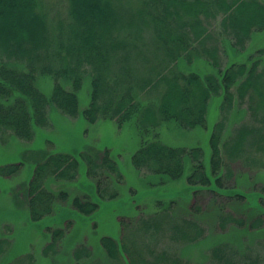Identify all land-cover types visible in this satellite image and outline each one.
Wrapping results in <instances>:
<instances>
[{
	"label": "trees",
	"instance_id": "trees-1",
	"mask_svg": "<svg viewBox=\"0 0 264 264\" xmlns=\"http://www.w3.org/2000/svg\"><path fill=\"white\" fill-rule=\"evenodd\" d=\"M58 4L66 8L67 17L55 26L42 0H0V139L12 131L33 140L35 127L50 126V104L90 124L110 118L122 127L136 118L146 139L132 156L133 166L173 181L188 167L187 182L194 191L191 199H160L148 214L138 210L121 217L119 238L100 239L112 264H264V195L231 184L235 162L264 169V45L248 47L253 35L264 31V0ZM218 18L221 36L209 30ZM206 62L209 69L200 70ZM38 76L51 78L50 97L37 86ZM86 78L90 103L81 112L78 94ZM213 96L221 97V117L211 132L209 161L199 146L162 141L159 129L164 122L186 129L206 127ZM238 105H246L249 118L233 126L231 115ZM49 143V148L30 152L34 169L19 189L13 186L3 211L21 214L30 224L47 221L50 239L43 253L57 255L65 229L74 223L70 216H92L99 201L116 199L125 175L108 148L89 145L74 155ZM79 158L97 197L82 188L69 191L68 184L78 181ZM24 159H29L28 152ZM24 166V161L0 165V175L16 178ZM210 194L209 205L224 231L220 235L208 229L211 212L198 203L201 195ZM13 198L23 208H17ZM227 200L233 202L231 207ZM6 230L0 237V264H25L30 253L8 262L12 249L10 228ZM258 240L257 253L251 246ZM89 246L75 247V264H104L94 257L87 263L94 256ZM192 249H198L196 260L188 255Z\"/></svg>",
	"mask_w": 264,
	"mask_h": 264
},
{
	"label": "rangeland",
	"instance_id": "rangeland-1",
	"mask_svg": "<svg viewBox=\"0 0 264 264\" xmlns=\"http://www.w3.org/2000/svg\"><path fill=\"white\" fill-rule=\"evenodd\" d=\"M59 1L42 0L44 6L42 9L47 14L48 20L55 26L58 21L67 17L65 15L66 3L64 7L58 4ZM209 30L214 35L221 36L223 34L219 18L210 24ZM260 33L254 34L248 42V47L251 50L264 45V31ZM146 39L150 41L151 36H146ZM199 69H209L208 63L200 65ZM51 83L50 77L38 76L36 80L37 86L48 97L51 96ZM90 93V79L86 78L78 94L81 112L90 103ZM143 95L139 94L140 97ZM220 102V96L211 98L206 127L186 129L175 122H164L159 129L162 141L171 146H185L188 148L199 146L204 151L206 161H209L211 155V132L215 123L221 117ZM245 109L246 105H238L234 108L232 113L236 112V115H231L232 122H234L233 126L241 123L243 119L249 118V114L245 112ZM49 120L50 126L35 127V137L31 141L19 138L12 131L0 139V165L17 161L25 162L24 170L20 176L8 179L0 175V237L7 235L6 228L9 227L10 233L8 237L11 240V249L13 250V253L10 250L8 254V262L19 256L25 257L30 253L31 257L25 259V264H75L73 250L77 245L84 243L90 245L89 247L94 254V256L86 260L87 263L94 257L99 258L104 264H112V261L102 249L100 239L104 235L119 238L121 217L133 216L138 210L148 214L147 211L155 210L157 200L159 201L160 199H191V196H193L194 189L187 182L188 167L181 179L173 181L165 175L139 170L133 166L132 156L146 139L142 131L139 130L136 118L126 122L122 127L119 126L116 120L110 118H101L96 123L90 124L83 116L72 118L53 104H50ZM49 141H52L59 151L74 155H79L89 145H95L101 150L108 148L116 156L125 175V180L120 182L117 187L119 196L116 199L99 201L100 207L92 216H83L78 213L70 216L73 218L74 223L65 229L66 235L58 243L57 255H45L43 253V248L50 239V235L44 228L47 221L30 224L28 221L26 222L21 214L13 216L9 212L3 211V209H8L7 198L12 196L13 186L16 184L15 188L19 189L20 182L26 181L28 173L31 172V169L32 171L34 169L35 162L30 152L33 150L41 151L44 147L49 148ZM25 152H28L29 159H24ZM79 160L80 174L78 181L76 184H68L69 191L72 192L75 188H82L97 197L94 182L86 174L85 162L81 158ZM232 169L236 175V178L231 181L232 185L236 184L241 190L246 192L257 191L264 195V169L250 168L241 162L233 163ZM55 185L58 186V184ZM201 198L202 200L198 203L201 204L202 209L204 208V211L211 212L210 216L206 218L208 229L213 230L216 235H220V232L224 231L220 229L215 220L214 207L209 205L212 194L201 195ZM218 200L221 202L220 199ZM227 201L230 203L229 207H231L233 202L231 200ZM14 202L17 204V208H23L16 199H14ZM65 214L61 212V216ZM240 216L245 217L244 215ZM235 236V234L232 236L234 237L233 239L237 238ZM259 244L258 240L257 244L254 243V246H251V248L256 249L255 252L257 253L261 250ZM11 254L12 258L10 259ZM197 254L198 249H192L188 255L193 260H196Z\"/></svg>",
	"mask_w": 264,
	"mask_h": 264
}]
</instances>
